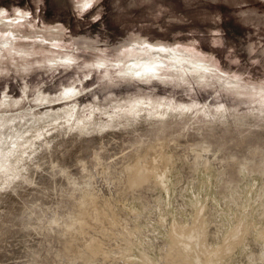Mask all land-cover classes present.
Returning a JSON list of instances; mask_svg holds the SVG:
<instances>
[{
	"label": "rangeland",
	"instance_id": "rangeland-1",
	"mask_svg": "<svg viewBox=\"0 0 264 264\" xmlns=\"http://www.w3.org/2000/svg\"><path fill=\"white\" fill-rule=\"evenodd\" d=\"M0 264H264V0H0Z\"/></svg>",
	"mask_w": 264,
	"mask_h": 264
},
{
	"label": "snow or ice",
	"instance_id": "snow-or-ice-1",
	"mask_svg": "<svg viewBox=\"0 0 264 264\" xmlns=\"http://www.w3.org/2000/svg\"><path fill=\"white\" fill-rule=\"evenodd\" d=\"M89 4H90V0H88Z\"/></svg>",
	"mask_w": 264,
	"mask_h": 264
},
{
	"label": "bare ground",
	"instance_id": "bare-ground-1",
	"mask_svg": "<svg viewBox=\"0 0 264 264\" xmlns=\"http://www.w3.org/2000/svg\"><path fill=\"white\" fill-rule=\"evenodd\" d=\"M133 72V71H132ZM134 73V72H133ZM135 74V73H134Z\"/></svg>",
	"mask_w": 264,
	"mask_h": 264
}]
</instances>
